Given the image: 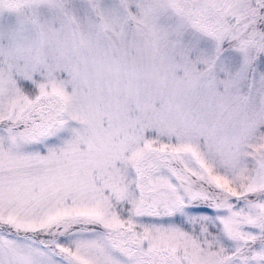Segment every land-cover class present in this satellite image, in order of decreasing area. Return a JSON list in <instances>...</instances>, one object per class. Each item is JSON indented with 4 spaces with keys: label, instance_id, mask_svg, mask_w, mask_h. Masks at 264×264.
<instances>
[{
    "label": "snow or ice",
    "instance_id": "obj_1",
    "mask_svg": "<svg viewBox=\"0 0 264 264\" xmlns=\"http://www.w3.org/2000/svg\"><path fill=\"white\" fill-rule=\"evenodd\" d=\"M0 264H264V0H0Z\"/></svg>",
    "mask_w": 264,
    "mask_h": 264
}]
</instances>
